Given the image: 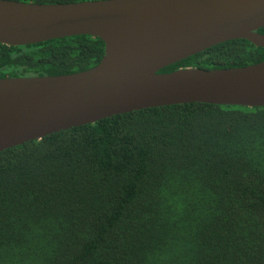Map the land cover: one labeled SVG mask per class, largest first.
<instances>
[{
  "label": "trees",
  "instance_id": "16d2710c",
  "mask_svg": "<svg viewBox=\"0 0 264 264\" xmlns=\"http://www.w3.org/2000/svg\"><path fill=\"white\" fill-rule=\"evenodd\" d=\"M104 52L93 36L0 43V78L77 73ZM262 61L237 39L160 72ZM0 264H264V107L145 108L1 151Z\"/></svg>",
  "mask_w": 264,
  "mask_h": 264
},
{
  "label": "water",
  "instance_id": "95a60500",
  "mask_svg": "<svg viewBox=\"0 0 264 264\" xmlns=\"http://www.w3.org/2000/svg\"><path fill=\"white\" fill-rule=\"evenodd\" d=\"M264 0H0V43L71 36L105 43L94 67L57 76L0 78V152L115 115L187 103L264 107V61L206 70L165 67L217 44L264 48Z\"/></svg>",
  "mask_w": 264,
  "mask_h": 264
}]
</instances>
